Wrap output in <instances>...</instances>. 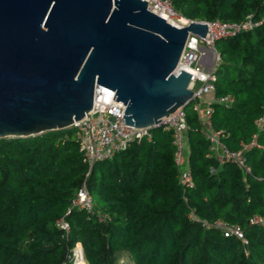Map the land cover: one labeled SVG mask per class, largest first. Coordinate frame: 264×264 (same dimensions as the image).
I'll return each mask as SVG.
<instances>
[{
    "label": "trees",
    "instance_id": "1",
    "mask_svg": "<svg viewBox=\"0 0 264 264\" xmlns=\"http://www.w3.org/2000/svg\"><path fill=\"white\" fill-rule=\"evenodd\" d=\"M170 2L186 19L259 22L215 42L214 95L233 103H213L210 117L249 173L210 151L193 110L184 154L190 187L179 179L172 131L161 126L91 168L73 126L0 138V264H73L76 243L87 264H264V0ZM83 183L92 204L98 194L92 212L71 203ZM61 217L67 235L56 226ZM217 221L239 225L246 243Z\"/></svg>",
    "mask_w": 264,
    "mask_h": 264
},
{
    "label": "water",
    "instance_id": "2",
    "mask_svg": "<svg viewBox=\"0 0 264 264\" xmlns=\"http://www.w3.org/2000/svg\"><path fill=\"white\" fill-rule=\"evenodd\" d=\"M145 0H0V138L70 127L90 114L97 86L114 91L124 123L159 125L190 102L176 70L188 33Z\"/></svg>",
    "mask_w": 264,
    "mask_h": 264
},
{
    "label": "built area",
    "instance_id": "3",
    "mask_svg": "<svg viewBox=\"0 0 264 264\" xmlns=\"http://www.w3.org/2000/svg\"><path fill=\"white\" fill-rule=\"evenodd\" d=\"M145 1L149 10L173 25L180 27L192 21L206 24L207 32L204 37L191 32L188 33L176 70H185L191 75L188 87L193 91V94L190 102L192 110L196 112L200 122L207 128L206 135L210 142V151L218 153L220 149L219 157H223L224 160L234 161L244 173H249L250 168L245 164L242 151L228 150L220 143L219 136L222 131L211 129L210 117L213 113V103H218L225 107H229L233 103V97L229 94L218 97L214 95L213 83L216 80L215 70L219 60L215 42L222 37L234 36L238 32L252 30L259 25V22L250 16L239 22L221 21L219 19L212 21L191 20L178 15L170 0ZM175 21L180 23L178 24ZM202 47L212 54V60H210L211 64L212 61L214 63L212 69L207 70L205 68V63H208L209 60L204 59ZM113 97V90L104 86H97L90 114L75 121L72 125L76 131V140L82 152V160L88 168H91L97 161L111 159L116 153L126 149L132 142H139L143 137H150V130L161 126L172 131L175 162L180 166V181L188 187L192 186L190 169L184 163V154L187 149L186 132L189 130L184 107H178L167 117H162L159 125L135 127L124 123V105L114 100ZM257 124L259 128L264 127V120L259 118ZM71 203L72 206L92 212V199L84 183L78 188ZM251 221L262 222V218L256 216ZM56 226L62 230L64 235H67L69 225L64 217L56 220ZM215 226L221 227L225 236L233 235L243 243H246L243 231L239 225H228L217 221ZM78 256L83 259L81 245L76 243L73 248V264L78 260Z\"/></svg>",
    "mask_w": 264,
    "mask_h": 264
},
{
    "label": "rangeland",
    "instance_id": "4",
    "mask_svg": "<svg viewBox=\"0 0 264 264\" xmlns=\"http://www.w3.org/2000/svg\"><path fill=\"white\" fill-rule=\"evenodd\" d=\"M178 15H180V14H178ZM180 16H182V15H180ZM183 17V16H182ZM183 18H185V17H183ZM176 23H180L179 21H175ZM202 46H203V44H201ZM211 54V53H210ZM211 56H212V54H211ZM212 58V57H211ZM213 59H214V55H213ZM212 60V59H211ZM209 64H210V68L212 69L213 68V66H214V63H213V61H212V64H211V62H210V60H209ZM184 109H185V111H187V112H189V113H192L193 111H192V105H191V102H189V103H187L185 106H184ZM97 197H98V194H97V192H92V198H93V204H97V202H98V199H97ZM75 264H87L85 261H84V259H81V257H79L78 256V260L75 262Z\"/></svg>",
    "mask_w": 264,
    "mask_h": 264
},
{
    "label": "crops",
    "instance_id": "5",
    "mask_svg": "<svg viewBox=\"0 0 264 264\" xmlns=\"http://www.w3.org/2000/svg\"><path fill=\"white\" fill-rule=\"evenodd\" d=\"M202 51L204 52V59H206L207 61L208 60H211V54L209 53V52H207V50H205V48L204 47H202ZM205 68L207 69V70H209L210 69V64H209V61H208V63H205ZM221 150L219 149L218 150V153H214V154H216L218 157L220 156L219 155V152H220ZM219 158H221V157H219ZM221 160H224V158L222 157L221 158Z\"/></svg>",
    "mask_w": 264,
    "mask_h": 264
}]
</instances>
